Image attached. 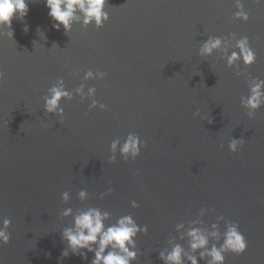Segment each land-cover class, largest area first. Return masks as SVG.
Returning a JSON list of instances; mask_svg holds the SVG:
<instances>
[{
  "label": "water",
  "instance_id": "water-1",
  "mask_svg": "<svg viewBox=\"0 0 264 264\" xmlns=\"http://www.w3.org/2000/svg\"><path fill=\"white\" fill-rule=\"evenodd\" d=\"M241 2L246 22L233 19L235 0H107L102 27L77 21L65 33L53 28L43 0H27L13 36L0 28V221H11L2 264H90L92 253L61 256L60 234L72 225L61 212L87 207L110 212L109 223L131 214L147 226L133 264H163L169 239L187 250L179 236L193 222L223 232L226 220L239 226L247 249L226 253L224 264H264V106L252 119L241 107L251 83L264 80V3ZM210 36L222 47L199 55ZM242 36L256 61L228 66ZM89 70L107 76L85 81ZM58 79L73 93L60 102L63 122L43 109ZM81 84L84 93L96 89L105 110H89L93 98L75 93ZM130 132L144 141L139 156L124 161L117 152L109 163L112 140ZM232 138L244 141L235 153ZM80 190L88 193L83 202ZM201 208L214 211L201 217Z\"/></svg>",
  "mask_w": 264,
  "mask_h": 264
},
{
  "label": "clouds",
  "instance_id": "clouds-1",
  "mask_svg": "<svg viewBox=\"0 0 264 264\" xmlns=\"http://www.w3.org/2000/svg\"><path fill=\"white\" fill-rule=\"evenodd\" d=\"M43 3L48 9V16L54 21L53 28L58 31L62 27L65 33L72 30L74 22H80L83 27L92 24L100 28L109 18L104 11L107 0H43ZM257 3H264V0H257ZM234 7L236 12L233 14V19L246 22L249 16L243 10L241 0H235ZM27 13V0H0V28L10 29L6 35L12 37L13 18L23 20ZM23 30L27 32V27L25 26ZM223 43L220 37L210 36L201 44L199 55L210 56L215 50L220 49ZM255 61V53L246 36L236 40L235 50L231 51L226 60L228 66L242 62L245 67L251 66ZM106 76V72L93 73L89 70L84 73L83 79L85 81L94 78L104 79ZM95 92L94 87H89L87 93H84L83 84L75 90L82 99L93 98L88 106L89 110L94 108L105 110L106 106L94 99ZM72 96L73 93L66 90L63 79H58L42 97L43 109L48 114L60 117L63 122L64 110L60 102L62 99L70 100ZM261 106H264V80H255L249 86L248 95L241 98V107L246 110L247 117L252 119ZM243 142L242 139H230L227 145L228 150L232 153L237 152ZM143 146L144 141L137 134L130 132L123 142L119 138L112 140L109 145L108 161L115 162L117 152L124 161L135 160ZM111 192L112 189L108 188L107 192L100 194V198ZM77 196L82 202L88 199L86 190H80ZM69 199V192L65 191L61 194V200L64 203H67ZM130 207L135 209L139 207V204L133 200L130 201ZM213 211L214 209L211 208H201L198 215L203 217L206 212ZM60 215L72 217L71 227L64 228L60 234L62 241L67 245L61 252V256L67 257L71 252L73 255L78 254L82 260H86V253H92L90 264H133L138 255L136 237L138 234L147 232V226H139L131 214L119 216L114 222L109 223L111 213L102 211L99 207L78 209L75 214L71 208H66ZM224 219L223 216L217 217V220ZM198 223L193 222L192 226L179 236L181 240L186 239L187 250L181 243H175L169 239L170 247L159 251V259L163 264H199V261H204L205 264H224L226 253L239 256L246 251L247 241L236 223L226 220L223 232L220 231L218 223L211 224V231L197 226ZM10 224L11 221L8 218L0 221V245H6L10 241L11 234L8 232ZM183 228V224L176 225L177 232ZM210 240L216 242L210 243Z\"/></svg>",
  "mask_w": 264,
  "mask_h": 264
}]
</instances>
